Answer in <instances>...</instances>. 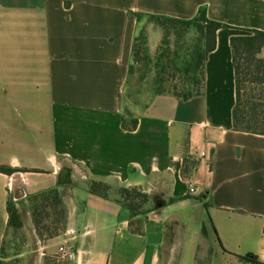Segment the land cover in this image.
Segmentation results:
<instances>
[{"label":"crops","instance_id":"1","mask_svg":"<svg viewBox=\"0 0 264 264\" xmlns=\"http://www.w3.org/2000/svg\"><path fill=\"white\" fill-rule=\"evenodd\" d=\"M201 7L228 27L203 93L155 96L124 130L135 15L190 20ZM239 30L264 31V0H0V166L13 171L0 172V251L8 207L59 189L65 229L38 264L56 245L72 252L66 264H264V136L232 124ZM88 180L141 190L145 213L90 194Z\"/></svg>","mask_w":264,"mask_h":264},{"label":"trees","instance_id":"2","mask_svg":"<svg viewBox=\"0 0 264 264\" xmlns=\"http://www.w3.org/2000/svg\"><path fill=\"white\" fill-rule=\"evenodd\" d=\"M136 35L131 48V64L128 69L125 92L134 74L133 63H142L144 67L150 64L154 73L142 71L137 77V85H143L151 79L154 89L152 96L169 94L181 101H188L203 93L204 65L206 58L215 48L216 32L228 28L226 25L210 21L206 16V9H198L194 18L181 20L164 16L136 14ZM145 18L163 34L164 41L171 37L190 43L187 56L176 64V58H171L169 49L162 55L151 59L148 54L147 39L144 30L137 31L139 21ZM241 34L231 37L230 48L235 77V105L232 111L233 129L237 132L264 136V58L259 55L264 49V31L239 30ZM194 34L195 38L189 37ZM189 37V38H187ZM190 39V40H189ZM137 126V119L130 114L122 113V128L133 131ZM0 172L11 174L13 171L0 166ZM88 192L103 199L115 200L125 207L131 217L145 213L144 206L147 196L137 188H124L120 185L112 186L109 181L89 180L86 184ZM27 209L31 214L34 227L50 218L59 216L56 221L61 224L58 232L65 229L67 213L64 207V196L59 189H50L25 199ZM20 202V201H19ZM205 208L207 205L205 204ZM8 228L18 230L22 227L20 212L16 204L8 207ZM47 227H45V230ZM57 230V229H56ZM132 233L138 229L130 223ZM51 233L47 239H52L59 233ZM3 247L0 251L2 254ZM252 264H259L253 258H242ZM0 264H4L1 263Z\"/></svg>","mask_w":264,"mask_h":264},{"label":"rangeland","instance_id":"3","mask_svg":"<svg viewBox=\"0 0 264 264\" xmlns=\"http://www.w3.org/2000/svg\"><path fill=\"white\" fill-rule=\"evenodd\" d=\"M141 28L144 30L146 35L148 54L151 59H155L169 49L171 58H176V64L180 67L181 62L188 54L190 43L187 42L184 44L182 40L176 39L175 37H171L169 40L164 41L163 34L160 30L154 25L149 24L148 20L145 18H142L139 21L137 31ZM189 37L195 38L193 32L189 34ZM259 56L264 58V49ZM132 64L134 65V74L132 75V79L125 92V98L122 101V113L125 115L128 113L133 118H136L142 109L149 103L154 94L151 79L147 80V82L143 85L138 86L136 84L137 77L140 72L142 73V71H150L151 74H153L154 68L151 64L148 67H144L142 63L140 64V62H132ZM109 182L112 186H118V184L113 181ZM16 204L17 209L20 212L22 227L18 230L9 229L4 240L2 254L0 255V262L4 264H38V248L41 246L43 241L48 240V235L54 233V231L56 233L59 231L58 229L61 224L56 221V219H59V216H50L48 220L43 221L44 223L36 229L34 227L31 214L27 209V203L20 202L19 204L18 202ZM67 205L68 203L64 202L66 213L68 209ZM45 227H47L46 230ZM61 232L58 233L60 234ZM55 249L58 251L57 245L55 246ZM46 258L47 257H44L43 261L47 260ZM48 258L53 264H66L67 262V259L60 258L59 254ZM51 263L48 262L47 264Z\"/></svg>","mask_w":264,"mask_h":264},{"label":"water","instance_id":"4","mask_svg":"<svg viewBox=\"0 0 264 264\" xmlns=\"http://www.w3.org/2000/svg\"><path fill=\"white\" fill-rule=\"evenodd\" d=\"M58 182L60 185H66L70 183V170L64 169L60 172L58 176ZM21 192V195L15 197V201L20 200L24 197V194L22 193V190H19Z\"/></svg>","mask_w":264,"mask_h":264},{"label":"built area","instance_id":"5","mask_svg":"<svg viewBox=\"0 0 264 264\" xmlns=\"http://www.w3.org/2000/svg\"><path fill=\"white\" fill-rule=\"evenodd\" d=\"M200 156L205 158L206 154L204 152L200 153ZM189 193H194L195 189L193 188V186L189 185V189H188ZM58 254L60 256V258L62 259H70L72 257V252L66 248H64L63 246H60L58 248Z\"/></svg>","mask_w":264,"mask_h":264}]
</instances>
